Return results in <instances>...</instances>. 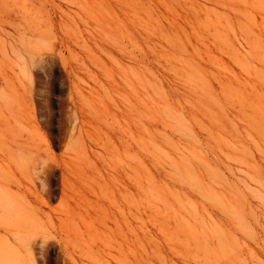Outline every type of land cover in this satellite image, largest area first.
<instances>
[{
  "label": "rangeland",
  "instance_id": "374dc122",
  "mask_svg": "<svg viewBox=\"0 0 264 264\" xmlns=\"http://www.w3.org/2000/svg\"><path fill=\"white\" fill-rule=\"evenodd\" d=\"M111 262L264 264V0H0V264Z\"/></svg>",
  "mask_w": 264,
  "mask_h": 264
},
{
  "label": "bare ground",
  "instance_id": "6f19581e",
  "mask_svg": "<svg viewBox=\"0 0 264 264\" xmlns=\"http://www.w3.org/2000/svg\"><path fill=\"white\" fill-rule=\"evenodd\" d=\"M60 245H61V244H60ZM60 245H59V246H60ZM32 248H33V247H32ZM29 249H30V248H29ZM60 249H61V248H60ZM61 250H62V249H61ZM61 250H60V251H61ZM63 250H64V249H63ZM34 252H35V251H34ZM31 253H32V252H31ZM65 253H66V251H65ZM67 253H68V252H67ZM34 254H35V253H34ZM72 255H73V254H72ZM34 256H36V255H34ZM62 256H63V255H62ZM63 259H64V258H63ZM67 259H68V258H66V260H67ZM34 260H35V259H34ZM70 260H71V259H70ZM72 261H73V260H72ZM63 262H65V261H63ZM73 262H74V261H73ZM113 263H114V262H111V264H113ZM64 264H65V263H64ZM67 264H68V263H67ZM114 264H115V263H114Z\"/></svg>",
  "mask_w": 264,
  "mask_h": 264
}]
</instances>
